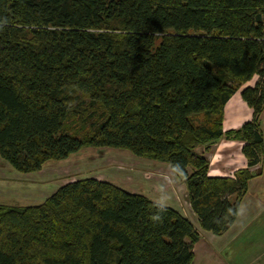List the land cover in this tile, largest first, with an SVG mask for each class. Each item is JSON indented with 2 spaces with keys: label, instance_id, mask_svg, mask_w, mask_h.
Wrapping results in <instances>:
<instances>
[{
  "label": "trees",
  "instance_id": "16d2710c",
  "mask_svg": "<svg viewBox=\"0 0 264 264\" xmlns=\"http://www.w3.org/2000/svg\"><path fill=\"white\" fill-rule=\"evenodd\" d=\"M253 75L240 92L252 119L223 130ZM263 105L264 0H0V158L16 172L126 149L167 164L220 234L260 161ZM221 137L243 142L231 177L208 175ZM155 202L90 176L36 204L0 202V264H190L197 229L170 206L153 222Z\"/></svg>",
  "mask_w": 264,
  "mask_h": 264
},
{
  "label": "crops",
  "instance_id": "0c3cea01",
  "mask_svg": "<svg viewBox=\"0 0 264 264\" xmlns=\"http://www.w3.org/2000/svg\"><path fill=\"white\" fill-rule=\"evenodd\" d=\"M257 79L258 75H253L251 79L239 85L226 101L222 121L223 130L238 128L252 119L253 110L242 99L240 92L246 86H254ZM259 128L263 137L260 161L257 165L251 167L255 174L249 180L247 191L240 199L234 222L220 234H214L200 227L198 218L188 200L184 183L179 182L167 164L146 159L149 162H146L143 168L149 170L147 172L154 176L155 173L151 171L153 169L169 170L171 177L174 179L173 181H176L175 185L167 177L164 181L150 180L149 183L141 179L139 186L137 184L134 190L128 189L130 192L144 194L154 201L164 200L166 206L180 211L197 229L199 237L192 245L193 260L190 264H264V105L259 115ZM242 144L243 142L240 140L224 137L211 142L208 149L204 151L208 159V175L231 177L236 170L245 168L247 161L241 152ZM197 151L203 152L202 147L197 148ZM7 167L9 166L4 168L10 169ZM42 169L35 173L31 172V174L39 173ZM14 173L16 172L10 171V174L15 176ZM99 180L108 181L106 179ZM176 186L178 190L182 187L180 192H176ZM42 188L44 186L32 183L26 189L30 191H24L23 193L26 194L22 195L20 193L21 195L17 197L25 205H30L41 202L46 195L49 196L55 190L54 186L49 193H45Z\"/></svg>",
  "mask_w": 264,
  "mask_h": 264
},
{
  "label": "rangeland",
  "instance_id": "374dc122",
  "mask_svg": "<svg viewBox=\"0 0 264 264\" xmlns=\"http://www.w3.org/2000/svg\"><path fill=\"white\" fill-rule=\"evenodd\" d=\"M196 120H203L202 116H199ZM146 162H149V160L135 156L126 149L90 147L72 154L67 160L60 162V164L52 162L55 163L53 166H44L39 173L31 174L30 172L29 174L16 172L12 168H4L6 163L0 158V202L25 205L17 196L26 194L23 193L24 191H30L26 189L29 188L32 183H38L44 186L42 190H44L45 193H49L54 186V189H56L60 184L71 182L72 180L85 176L106 179L127 190H134L137 184L139 186L141 179L145 180L146 183H149L150 180L158 182L164 181L166 177L172 181L174 180L169 170L153 169L151 171L155 173V176L147 172L149 170L143 168ZM9 170L11 172H16L14 173L15 176L11 175L12 173L10 174ZM157 178L159 179L157 180ZM179 182L182 181L179 180ZM173 184L175 185L176 181H173ZM181 188L182 187H180V189ZM180 189L178 190L177 186L175 188L176 192H180ZM46 197L48 196L46 195L45 198Z\"/></svg>",
  "mask_w": 264,
  "mask_h": 264
},
{
  "label": "clouds",
  "instance_id": "9594fccd",
  "mask_svg": "<svg viewBox=\"0 0 264 264\" xmlns=\"http://www.w3.org/2000/svg\"><path fill=\"white\" fill-rule=\"evenodd\" d=\"M155 206L156 208L158 209V211L156 213H154L150 219L153 221V222H156V223H161L162 220H163V217L160 213H162L163 211L166 210V203L164 200H158L155 202Z\"/></svg>",
  "mask_w": 264,
  "mask_h": 264
}]
</instances>
